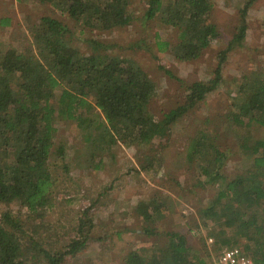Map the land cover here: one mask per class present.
<instances>
[{
    "label": "trees",
    "instance_id": "obj_1",
    "mask_svg": "<svg viewBox=\"0 0 264 264\" xmlns=\"http://www.w3.org/2000/svg\"><path fill=\"white\" fill-rule=\"evenodd\" d=\"M85 27L111 31L131 23V0H35ZM253 0L240 9L235 33L217 53L214 77L186 84L183 102L161 117L150 110L156 93L154 79L130 58L112 55L111 43L85 39L87 51L74 44L72 31L60 19L41 15L27 27L28 48L10 45L0 50V202L17 201L32 217H40L56 202V182L50 170L52 148L57 136L55 118L65 117L83 127L86 154L74 159L85 161L86 168H101L102 152L111 151L115 143L127 148L147 146L168 140L171 126L198 102L215 90L222 81V70L229 53L242 46L247 32V12ZM146 19L157 18L175 29L172 44L160 40L159 50H172L180 61L202 56L219 35L209 21L212 0H146ZM264 21V20H263ZM0 26L10 18L0 19ZM159 68L164 69L163 66ZM164 71L174 76L168 69ZM181 83L182 80L178 79ZM57 89V102L53 103ZM94 107L103 115L94 124L87 116ZM222 117V116H221ZM87 121V122H86ZM264 129V66L244 74L230 96L222 121L223 130H236V147L247 159L245 167L230 177L223 173L229 153L220 141L219 126L199 129L190 138L186 162L196 169L194 187L211 186L216 190L199 211L205 218L223 224L214 235L216 258L210 260L189 243L187 233L155 231L156 219L164 206V196L154 195L138 203L149 237H166L124 254L123 264H215L222 244L241 247L254 264H264V137L246 133L252 123ZM91 142L92 144H89ZM158 145L163 148L161 143ZM56 153L65 158L64 143ZM155 155L144 153L136 171L150 170ZM96 162V163H95ZM98 162V163H97ZM68 171V163H64ZM83 210L77 230L66 245L57 251L44 247L40 236L27 235L21 219L10 210L0 214V264H65L86 248L95 226Z\"/></svg>",
    "mask_w": 264,
    "mask_h": 264
},
{
    "label": "rangeland",
    "instance_id": "obj_2",
    "mask_svg": "<svg viewBox=\"0 0 264 264\" xmlns=\"http://www.w3.org/2000/svg\"><path fill=\"white\" fill-rule=\"evenodd\" d=\"M247 0H212L209 21L213 22L219 35L195 60L180 61L171 49L159 50L160 40L173 43L176 31L157 18L146 19V0H131V23L111 31H98L75 22L49 4L35 0H0V19L9 17L10 24L0 26V50L10 45L28 48L26 36L30 21L41 15L60 19L72 31L74 44L87 51L85 39H94L106 44L112 55L137 61L156 84V93L150 101V110L161 117L169 109L183 102L185 86L195 80L206 81L214 77L217 53L224 48L236 31L240 9ZM30 20V21H28ZM264 0H253L247 12V32L242 46L234 48L224 64L222 81L206 98L198 102L171 126L168 140L158 139L147 146L127 148L115 143L111 151L102 152L101 168H86L80 154H86L83 127L74 120L55 118L57 136L52 148L50 170L56 182V202L40 217H32L17 201L0 202V214L10 210L22 221L27 235L40 236L44 247L57 251L62 249L77 230L82 212L90 208L89 215L95 226L93 237L83 251L75 257H67L65 264H123L124 254L129 250L148 247L153 242L163 243L166 237H149L142 232L144 225L138 203L154 195H163L164 208L155 222V231H179L187 233L189 243L201 256L209 252L215 260L214 235L223 224L205 218L199 211L216 190L215 187H194L197 171L185 159L190 138L199 129L219 126L220 141L229 150V158L223 173L231 176L245 167V159L236 147V130H223L222 121L227 112L230 96L242 76L255 67L264 66ZM1 25V24H0ZM163 66L174 76L168 75ZM181 79L182 83L178 80ZM57 89L52 102H57ZM88 110L94 124L103 116L95 107ZM222 116V117H221ZM87 122V121H86ZM252 138L264 137V129L256 123L247 128ZM64 143L65 158L55 151L58 143ZM158 143L163 145L161 148ZM89 144H92L89 142ZM144 153L154 154L150 170H140ZM68 163V171L63 166ZM96 163V162H95ZM98 163V162H97ZM211 239V240H210Z\"/></svg>",
    "mask_w": 264,
    "mask_h": 264
},
{
    "label": "built area",
    "instance_id": "obj_3",
    "mask_svg": "<svg viewBox=\"0 0 264 264\" xmlns=\"http://www.w3.org/2000/svg\"><path fill=\"white\" fill-rule=\"evenodd\" d=\"M215 264H254V261L241 247L222 244Z\"/></svg>",
    "mask_w": 264,
    "mask_h": 264
}]
</instances>
